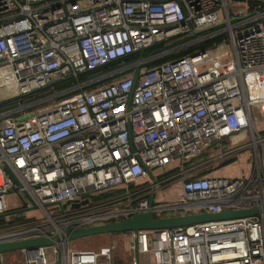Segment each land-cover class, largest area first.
<instances>
[{"label":"built area","instance_id":"obj_1","mask_svg":"<svg viewBox=\"0 0 264 264\" xmlns=\"http://www.w3.org/2000/svg\"><path fill=\"white\" fill-rule=\"evenodd\" d=\"M192 33L200 35L185 45L222 38L153 67L139 57L108 73L127 71L109 83L0 112V242L146 210L259 213L121 232L125 263L115 261L116 241L85 249L61 241L10 251L15 263L0 253V264H264V0H0V103ZM248 150V175L203 173ZM166 166L174 175L158 180L152 170ZM173 179L180 197L156 201ZM10 192L20 208L8 206ZM24 207L39 216H22Z\"/></svg>","mask_w":264,"mask_h":264},{"label":"water","instance_id":"obj_2","mask_svg":"<svg viewBox=\"0 0 264 264\" xmlns=\"http://www.w3.org/2000/svg\"><path fill=\"white\" fill-rule=\"evenodd\" d=\"M193 31L198 32L193 28ZM144 48L139 50V57H143ZM139 68L137 67L134 72V79L137 77ZM5 167L9 170V167L5 164ZM150 179L155 181L151 170H148ZM15 182L17 179L12 175ZM152 201V196L149 197V203ZM32 207L35 208V203L31 200ZM29 208L24 207L18 209L17 212L27 211ZM16 212V211H15ZM13 213V212H9ZM259 213L257 208H246L236 210H223L217 213L200 212V213H186L175 214L166 216H155L150 210L138 211L120 220L109 221L102 224H96L92 226H85L81 228H65L62 232L54 233L52 235H40L31 238H25L21 240L0 242V253L16 251L25 248H36L39 246L54 245L61 241L71 242L76 239L91 237L95 235H103L110 233L126 232L131 230L142 229H166L176 228L182 226L193 225L197 223L221 220L229 218H237L244 216L256 215Z\"/></svg>","mask_w":264,"mask_h":264},{"label":"trees","instance_id":"obj_3","mask_svg":"<svg viewBox=\"0 0 264 264\" xmlns=\"http://www.w3.org/2000/svg\"><path fill=\"white\" fill-rule=\"evenodd\" d=\"M200 34L197 33H192L189 34L188 36H181L175 39H172L168 42H156L149 47H147L144 50L143 53V58H150L146 62L147 67H153L156 66L164 61H168L174 58H178L184 55L188 54H193L197 51L207 49L212 46L213 43H217L221 40L222 36H219L217 38H211L207 39L203 42H198V43H192L185 45L188 43L190 40L196 38ZM184 44V45H183ZM177 47V48H175ZM166 53H164L161 56L155 57L151 59V56H154L157 53L163 52L165 50H169ZM139 58V53H136L135 56L129 57L128 59H122L120 58L119 60H112L104 65L95 67L91 70H87L84 72L79 73L76 77H66L64 79L54 81L50 83L46 88H43L37 92L18 96L12 99H9L8 101H4L0 103V112L13 109L19 105V103H28V102H33L36 101L42 97L48 96L52 93L60 92L63 90L70 89L63 94H60L57 96L56 99H62L65 97L70 96L72 93L79 91L80 89H92L95 88L98 85L101 84H106L111 82L112 80L124 75L127 73V71H122L119 73H115L112 75H107L111 71L124 66L128 63H131ZM89 82L88 84L85 85L83 88H77V89H72L74 86L78 83L82 82ZM40 105H43L40 104ZM39 105H37L38 107ZM210 170H204L203 173L209 172ZM120 191V190H119ZM119 191H110L105 193L106 196L112 195L113 193L119 192ZM120 220V219H117Z\"/></svg>","mask_w":264,"mask_h":264},{"label":"rangeland","instance_id":"obj_4","mask_svg":"<svg viewBox=\"0 0 264 264\" xmlns=\"http://www.w3.org/2000/svg\"><path fill=\"white\" fill-rule=\"evenodd\" d=\"M3 91V90H2ZM41 105L38 106V108ZM216 147H212L209 150V155L214 154L217 151ZM206 155V154H205ZM204 156V155H203ZM252 162V151H243L239 153V156L235 160H231L229 162H224L218 165L217 167L213 168L208 166L205 170H213L211 172L212 175L219 176V177H228V178H235V176L240 175H248ZM172 166L166 167H156L152 170L155 177L160 180L161 178L174 175V170ZM181 195V186L180 182L177 179H173L169 184H167L164 188L159 189L155 193L156 201L160 202H173L177 200ZM6 201L10 208H17L21 207L23 204L22 199L20 196L15 192H10L6 195ZM22 216L30 217V216H39L38 212L32 211H25L22 212ZM112 241H116L119 244L118 255L115 258L116 262L125 263L130 255V252L127 250V245L129 240L127 239L124 234L121 232L119 233H110V234H103V235H95L91 237H84L80 239L73 240L70 243V246L74 249H85V248H96L100 245L111 243ZM5 261L8 263H15L20 259L15 252H5L4 253Z\"/></svg>","mask_w":264,"mask_h":264},{"label":"crops","instance_id":"obj_5","mask_svg":"<svg viewBox=\"0 0 264 264\" xmlns=\"http://www.w3.org/2000/svg\"><path fill=\"white\" fill-rule=\"evenodd\" d=\"M218 144H217V148H219L220 146H221V143L220 142H217ZM214 147H216V145L215 146H213V148ZM206 154V155H205ZM204 155V156H203ZM209 155V151H207V152H205L204 154H202V157H201V159L200 160H202V161H204V160H206L205 158H206V156H208ZM213 170H210L209 172H205L207 175H209V176H212V174H211V172H212ZM241 176H244L243 174L242 175H240V176H235V177H241ZM146 185H147V183H146ZM149 197L150 196H148V200H149Z\"/></svg>","mask_w":264,"mask_h":264},{"label":"flooded vegetation","instance_id":"obj_6","mask_svg":"<svg viewBox=\"0 0 264 264\" xmlns=\"http://www.w3.org/2000/svg\"><path fill=\"white\" fill-rule=\"evenodd\" d=\"M136 55V53H132V54H129V55H126V56H124V57H122V59H128L129 57H132V56H135ZM120 58H118V59H115V60H119Z\"/></svg>","mask_w":264,"mask_h":264}]
</instances>
